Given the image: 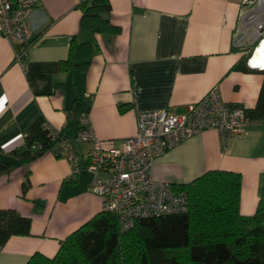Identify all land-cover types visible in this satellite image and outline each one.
<instances>
[{
  "label": "crops",
  "instance_id": "obj_1",
  "mask_svg": "<svg viewBox=\"0 0 264 264\" xmlns=\"http://www.w3.org/2000/svg\"><path fill=\"white\" fill-rule=\"evenodd\" d=\"M84 0H37L27 17L32 43L11 44L0 33V207L31 221L29 235L0 246V264H26L36 253L53 258L64 240L101 212L86 170L89 143L75 139L87 115L99 140L120 147L135 135L137 116L148 110L184 113L212 88L221 100L256 106L264 82L260 70L234 66L245 57L233 46L238 0H108L102 17L119 32L81 27ZM92 50L86 70H61L76 44ZM41 118L72 139L78 171L56 155L55 146L23 162L13 155L30 125ZM241 178L240 214L264 204V120H247L241 135L223 147L206 129L154 160V181L185 185L210 171ZM27 187L23 190V184Z\"/></svg>",
  "mask_w": 264,
  "mask_h": 264
},
{
  "label": "trees",
  "instance_id": "obj_2",
  "mask_svg": "<svg viewBox=\"0 0 264 264\" xmlns=\"http://www.w3.org/2000/svg\"><path fill=\"white\" fill-rule=\"evenodd\" d=\"M81 27L93 33L116 34L120 30L102 17L108 0H84ZM32 39L26 43V47ZM92 50L76 44L63 71L86 70ZM243 62L235 70L247 72ZM264 74V71H262ZM249 120H264V82L257 104L245 109ZM47 124L37 118L28 128L22 147L13 155L23 162L52 149ZM10 165L0 161V175ZM27 181L23 184V190ZM187 195V211L138 220L121 232L114 215L101 211L69 235L53 258L36 253L26 264H264V204L249 217L240 214L241 178L227 171H210L185 185H174ZM31 221L14 210L0 207V246L14 235H29Z\"/></svg>",
  "mask_w": 264,
  "mask_h": 264
},
{
  "label": "built area",
  "instance_id": "obj_3",
  "mask_svg": "<svg viewBox=\"0 0 264 264\" xmlns=\"http://www.w3.org/2000/svg\"><path fill=\"white\" fill-rule=\"evenodd\" d=\"M238 2L233 46L245 57L249 69L264 71V0ZM36 4L37 0H0V33L11 44L31 40L27 17ZM25 53L17 52V60ZM247 120L245 109L223 102L214 87L184 113L167 109L140 112L135 135L125 138L120 147L99 140L86 114L79 119L81 127L75 139L91 145L86 153L90 192L101 199V211L114 215L120 231L125 232L138 220L187 211L184 191L152 179L157 157L206 129L217 130L224 147L242 134ZM47 127L57 146L56 155L67 160L72 174H76L78 157L72 139L61 130Z\"/></svg>",
  "mask_w": 264,
  "mask_h": 264
}]
</instances>
